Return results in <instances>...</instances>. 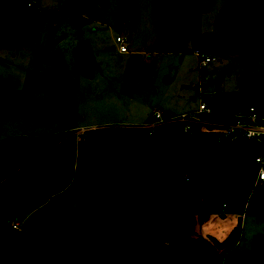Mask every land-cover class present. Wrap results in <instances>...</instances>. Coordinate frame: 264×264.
Segmentation results:
<instances>
[{
    "label": "trees",
    "instance_id": "obj_1",
    "mask_svg": "<svg viewBox=\"0 0 264 264\" xmlns=\"http://www.w3.org/2000/svg\"><path fill=\"white\" fill-rule=\"evenodd\" d=\"M81 1L65 0L63 6L78 32L85 23L81 18ZM96 2L102 7L105 5V0ZM137 2L121 0L116 18L119 26L137 21ZM180 3L193 23L194 0H180ZM23 5L24 0H4L0 4V41L17 45L29 42L30 32L39 24L42 14L27 12ZM175 19V13H171L163 25H173ZM215 26L228 33L235 51L242 57L254 56L264 49V0H232L217 14ZM56 41L58 39L54 41L51 34L45 48L53 68L46 76L45 90L51 93L75 89L63 57L49 52ZM175 50L174 43L167 42L159 48L160 53ZM203 51L221 56L228 53V48L204 35ZM76 52L80 74L92 77L94 58L82 40L77 43ZM0 85H3L0 86L3 92L0 111H17L29 106L27 98L7 97L12 88L9 80H0ZM238 88L237 93H221L219 101L235 108L264 105V85L258 80H240ZM123 130V142L112 143L109 148L111 157L121 165V171L107 177L108 192L119 209L108 211L106 196L101 191L89 195L74 191L73 202L76 208L83 210L71 207L58 258L39 262L25 249H0V264H140L133 259L140 256L149 257L153 264H232V258L239 255L235 244L241 242L240 231L231 233L222 242L212 237L204 239L205 252L202 254L170 253L165 239L182 241L191 235L180 227L181 215H196L202 222L206 215L215 213L218 186L223 183L237 189L238 211L242 212L244 189L251 178L243 158L255 155L259 148L245 141L225 146L213 134L196 133L187 137L177 125L157 127L151 136L146 130L131 126ZM12 146L31 149L30 157L19 161L6 158L7 148ZM60 146V178L52 181L49 153ZM74 155L73 132L0 141L3 167L0 171V246L6 241L7 222L26 213V206L46 202L77 177L99 175L91 152L80 155L78 173H74ZM244 215L264 219V188L258 190ZM247 256L264 263L263 236L252 238Z\"/></svg>",
    "mask_w": 264,
    "mask_h": 264
},
{
    "label": "rangeland",
    "instance_id": "obj_2",
    "mask_svg": "<svg viewBox=\"0 0 264 264\" xmlns=\"http://www.w3.org/2000/svg\"><path fill=\"white\" fill-rule=\"evenodd\" d=\"M64 1L34 0L31 9H27L24 2L25 11L42 14L41 21L31 32L29 43L13 48L0 45V79L8 78L17 83L7 97L27 98L30 102L28 107L15 112L0 111V140L16 137L19 133L42 136L68 129L78 132L75 150L78 154H93L99 175L96 179L81 178L76 182L75 191H101L106 196L108 211L118 205L108 192L107 177L121 171L109 148L112 143L123 142L124 128L147 126L152 121L153 111L172 116L195 109L197 100L193 97V87L199 77L205 81L206 92L217 89L224 94L237 93L239 81L245 79H255L264 85V49L252 57H242L235 51L228 33L215 26L217 14L232 0H194L193 23L177 1L174 4L170 0H138L137 21L121 26L116 20L121 0H105L103 7L96 0H82L81 18L85 23L80 32L63 11ZM171 13H175V23L164 26L165 18ZM51 34L54 41L63 36L52 44L49 52L63 57L74 90L66 89L60 93L45 90L46 74L53 72L51 59L45 52ZM204 35L227 47L228 53L218 56L203 51ZM116 37L126 39V53L119 51ZM79 40L87 45L94 58L95 68L90 78L82 76L78 70L76 46ZM165 42L174 43L175 52L160 53V45ZM194 50L203 51L215 60L199 69L198 60L192 53ZM7 150L6 158L13 157L18 161L31 155L28 148L22 146ZM49 157L50 179L59 180L58 156ZM74 158L73 171L76 173ZM243 163L250 171V159L244 157ZM74 183L75 180L70 181L62 192L39 204L35 210L26 206V213L12 218L7 224L5 244L0 249H25L39 262L58 258L64 245L63 234L70 209L74 206L78 210L71 196ZM216 197L219 203L228 206L227 212L233 211L230 207L237 199L234 206L238 211L235 187L227 183L219 185ZM241 210L238 216L246 213ZM12 225H17L18 229L13 230ZM239 225L234 234L240 231L241 242L235 247L243 256L251 251L254 236L264 237V219L244 215ZM133 259L141 264H153L147 256ZM242 262L235 260L234 264H244Z\"/></svg>",
    "mask_w": 264,
    "mask_h": 264
},
{
    "label": "built area",
    "instance_id": "obj_3",
    "mask_svg": "<svg viewBox=\"0 0 264 264\" xmlns=\"http://www.w3.org/2000/svg\"><path fill=\"white\" fill-rule=\"evenodd\" d=\"M33 3L34 0H26V8H33ZM115 42L119 45L121 53L127 52L125 38L117 37ZM192 53L198 60L199 69L215 60L203 51L194 50ZM204 82L200 79L195 86L194 99L197 100V107L194 110L172 116L153 111L150 115L152 121L147 126L131 127L146 130L147 135L151 136L157 127L177 125L187 137H193L196 133L213 134L217 141L225 146L240 141L256 145L258 152L249 158L251 181L244 189L246 197L243 209L247 212L258 190L264 188V105L232 107L219 101L221 93L217 89L206 92ZM184 180L188 182L187 178ZM226 207V204L221 206L222 209ZM11 228L18 229L17 225H12Z\"/></svg>",
    "mask_w": 264,
    "mask_h": 264
},
{
    "label": "crops",
    "instance_id": "obj_4",
    "mask_svg": "<svg viewBox=\"0 0 264 264\" xmlns=\"http://www.w3.org/2000/svg\"><path fill=\"white\" fill-rule=\"evenodd\" d=\"M3 1H2V3H3ZM170 1H172V3H174V4L177 1L179 3V5H180L181 9H182L180 0H170ZM24 2L26 4V0H24ZM33 13H35V12H33ZM32 30H31V32H32ZM31 32H30V39H31ZM62 37L63 36H61L58 40H60ZM28 43H26V44H28ZM1 44L6 45L8 48H13L14 46H18V47L21 46V45H17V44H15L13 42H10V41H0V45ZM26 44H24V45H26ZM10 45H13V46H10ZM175 47H176V45H175ZM234 49H235V44H234ZM162 54H171V53H162ZM48 74H51V73H47L46 76ZM0 80H9V82L12 85V88H14L17 85L16 82L13 83L8 78L7 79L6 78H1ZM199 81H200V77L198 79V82ZM216 85L219 86V82L218 81H217V84ZM193 88H194V95H195V87H193ZM60 92H63V91H60ZM60 92H58V93H60ZM0 105H1V102H0ZM7 113H9V112H7ZM84 128L85 127H83L82 129H84ZM70 129H72V128H70ZM62 132H73V141H74V144H75V142L77 141V137L76 136L78 135V132H74V131L69 130V129L66 130V131H62ZM55 133H60V132H54L52 134H55ZM19 134L16 137H35V138H37V137L51 135V134H46V135H42V136H38V135L37 136H26V134H23V133H19ZM7 139H10V138L7 137V138L2 139L0 141H4V140H7ZM61 149H62V146H60V147L54 149L53 151H51L49 153V155L56 154V156H58V154L61 151ZM11 151H13V150H11ZM19 151L21 152V148L18 150V153H19ZM27 151H29L28 153H30L31 152V149H28ZM80 155L81 154H78V151L75 150V155L74 156H76V158H74V167H75V170H76V174L78 173V166H79V157H80ZM118 165H119V163H118ZM119 167L121 169V165H119ZM81 178H84V177H77L76 179H74L75 180V183H74L73 192L75 191V188H76V182L78 180H80ZM90 178H92V177H90ZM96 178H97V176L96 177H93V179H96ZM81 191H84V190H81ZM94 191H99V190H96L95 189V190H92L90 193H87L86 191H84V192L87 195H89V194H91ZM73 192L71 193V196H72ZM50 199L51 198H49L48 200H50ZM46 202H44V203H46ZM216 202H217L218 212L216 211L213 214L206 215L205 218H204V220L202 222H200L198 220V217L196 215H190V214H188V215H181L179 217V225H180V227L182 229L188 231L191 235L188 238H186V239H184L182 241H173V240H171L169 238L165 239V245H166V247L168 249V252H170V253L202 254V253L205 252V245H204V242H203L204 239H206L208 237H212V238L216 239L217 241L222 242L231 233H234V231L236 230L237 226L239 225V222H241L242 218L244 217V216H241V215L238 216L239 213L237 211V207L234 206L235 204H237V199H236V202L234 201V204L232 205V207H230V208L233 209L232 212H227V210L229 209L228 206L225 209H222L221 206H222V204H225V203H223V202L219 203L217 201V197H216ZM39 204H41V203H37L36 205H32V208H34L33 210H35V207L37 208V206ZM77 209L78 210H80V209L83 210L82 207H79ZM112 209H113V211L118 210L119 209V205H118L117 208H116L115 205H113ZM10 220L7 222V224H10ZM23 236H25V235H23ZM239 244H238V246H239ZM248 253H244V255L242 256L238 252V254L240 256H242V259H240V256L239 255L234 256L232 258V260H231V263L234 264L235 260H241V261H243L242 263H244V264H264V263H260L254 257L247 256ZM137 262H139L141 264L140 261H137Z\"/></svg>",
    "mask_w": 264,
    "mask_h": 264
}]
</instances>
